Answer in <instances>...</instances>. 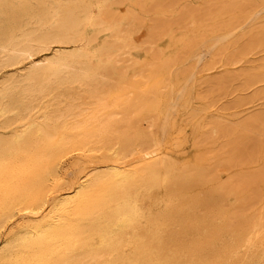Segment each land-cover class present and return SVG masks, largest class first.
I'll use <instances>...</instances> for the list:
<instances>
[{
  "label": "bare ground",
  "instance_id": "1",
  "mask_svg": "<svg viewBox=\"0 0 264 264\" xmlns=\"http://www.w3.org/2000/svg\"><path fill=\"white\" fill-rule=\"evenodd\" d=\"M208 2L216 7L206 15L221 35L211 41L206 23L171 39L184 47L185 37L194 38L191 45L200 38L199 60L234 35L247 8L240 0ZM104 4L0 0V264H264V207L258 216L253 209L264 168L243 181L249 210L244 203L204 213L196 197L175 194L190 174L164 145L163 134L175 126L169 93L149 108L159 118L157 132L126 129L128 115L115 119L130 106L107 72L126 83V72L113 65L126 42ZM248 5L264 7V0ZM225 14L230 18L220 22ZM100 33L108 36L95 45ZM235 41L239 55L264 46V24ZM182 74L169 76L177 83ZM263 74L247 73L244 83ZM163 79L150 85L160 97ZM132 86L140 88L137 81ZM244 124L264 128V114Z\"/></svg>",
  "mask_w": 264,
  "mask_h": 264
},
{
  "label": "rangeland",
  "instance_id": "2",
  "mask_svg": "<svg viewBox=\"0 0 264 264\" xmlns=\"http://www.w3.org/2000/svg\"><path fill=\"white\" fill-rule=\"evenodd\" d=\"M88 1L92 6L105 3L104 11L108 16H113L116 25L125 34L126 47L113 59V65L116 69L124 70L128 79L125 85H120L111 68H108L107 74L113 88L123 89L127 93L130 107L127 114L119 110L115 119L121 121L128 115L130 122L126 129L134 131L139 126L146 131L157 132L154 125L159 118L149 108L159 98L164 100L169 93L167 104L176 102L172 112L175 128L169 126L164 134H160H163L168 153L180 165L177 164L178 169L188 168L190 174L186 185L177 189L175 194L183 200L196 197L197 208L214 215L248 202L243 200L249 199L250 195L243 181L251 173L264 168V128L259 126L252 131L244 123L258 114H264V74L248 84L244 83V77L247 73H264V46H253L239 55L235 40L239 35L260 29L264 24V7L250 8L249 0H240L247 8L237 20L234 35L216 44L199 60V53L205 50L200 45V38L197 37L191 45L188 43L194 38L185 37L184 47L172 45L171 39L186 34L193 26L206 23V35L211 41L221 35L222 32L212 29L211 20L206 15L216 7L211 6L208 0ZM221 1L229 3L232 0ZM105 12L103 17L107 14ZM229 18L230 15L225 14L220 17V22ZM95 31L90 27L86 29V34L92 36ZM99 35L95 45L108 36L107 33ZM162 70L167 74L158 75L157 72ZM179 72L185 74L176 83L174 77L169 75ZM161 78H164L161 82L164 87L160 97L150 85ZM221 79L225 81L215 84ZM136 81L139 89L132 86ZM180 86L186 87L182 98ZM217 123L227 126L228 130L217 133L214 131ZM169 150L176 152L171 151L172 154ZM71 170L68 165L65 167L66 172ZM263 200L264 191L257 189L253 203L255 216L263 211L260 210L264 207ZM244 207L248 209L251 205L247 203ZM262 245L264 247V241Z\"/></svg>",
  "mask_w": 264,
  "mask_h": 264
}]
</instances>
